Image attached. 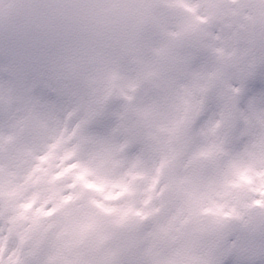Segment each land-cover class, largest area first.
<instances>
[{
    "label": "clouds",
    "instance_id": "1",
    "mask_svg": "<svg viewBox=\"0 0 264 264\" xmlns=\"http://www.w3.org/2000/svg\"><path fill=\"white\" fill-rule=\"evenodd\" d=\"M0 264H264V0H0Z\"/></svg>",
    "mask_w": 264,
    "mask_h": 264
}]
</instances>
